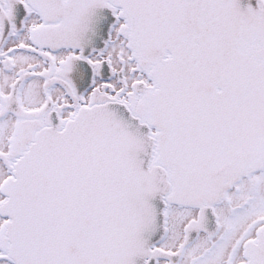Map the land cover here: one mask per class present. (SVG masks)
Here are the masks:
<instances>
[{
    "label": "snow or ice",
    "instance_id": "1",
    "mask_svg": "<svg viewBox=\"0 0 264 264\" xmlns=\"http://www.w3.org/2000/svg\"><path fill=\"white\" fill-rule=\"evenodd\" d=\"M0 264H264V0H0Z\"/></svg>",
    "mask_w": 264,
    "mask_h": 264
},
{
    "label": "flooded vegetation",
    "instance_id": "2",
    "mask_svg": "<svg viewBox=\"0 0 264 264\" xmlns=\"http://www.w3.org/2000/svg\"><path fill=\"white\" fill-rule=\"evenodd\" d=\"M244 2L246 3L247 2V0H244ZM255 3V0H253V4Z\"/></svg>",
    "mask_w": 264,
    "mask_h": 264
}]
</instances>
